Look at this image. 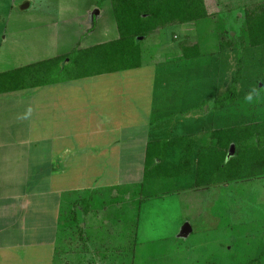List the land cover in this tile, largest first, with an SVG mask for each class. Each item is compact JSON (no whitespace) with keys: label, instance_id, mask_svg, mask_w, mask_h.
<instances>
[{"label":"crops","instance_id":"obj_1","mask_svg":"<svg viewBox=\"0 0 264 264\" xmlns=\"http://www.w3.org/2000/svg\"><path fill=\"white\" fill-rule=\"evenodd\" d=\"M151 49L152 58L137 68L0 93V264H56L59 198L63 193L95 190L100 194L105 187L136 181L137 226L140 207L149 199L150 203L170 192L178 196L189 194L187 198L191 194L202 196L211 187L245 182L233 179L192 186L194 178L191 176H196L193 157L211 146L210 140L203 141L205 133L249 122L233 103L223 109L213 108L215 96L223 92L228 83L222 86L209 76V83L205 85L202 75L182 81L165 70L173 60V53L176 58H184L186 64L194 57L185 58L178 47L174 52H165L163 60L156 47ZM197 57L200 56L195 59ZM34 60L28 61L36 62ZM177 60L173 61L178 63ZM174 80L187 87L190 84V91L178 98L180 101L175 108L168 103V99L176 97L172 87ZM195 93L192 104L189 102L192 96L187 95ZM4 102L5 107L1 104ZM180 136L192 137L189 149L194 152L182 156L181 167L173 173L169 167L177 161L168 141ZM156 158L160 163L159 159L154 162ZM148 159L164 167L148 177L151 184L157 181L164 185L160 188L168 190L153 192L147 187L149 197L146 198L141 197L137 189L143 186ZM228 159L225 156V161ZM167 176L183 179L174 183ZM189 179L191 185L187 184ZM130 198L120 197L112 204L116 207ZM206 198L203 197L204 202ZM100 207L95 214L85 215L89 221L99 218L100 211L107 209ZM184 225L181 234L187 236L193 228L189 220ZM113 231L116 233V229ZM84 239L91 249L73 262L75 264H100L103 259L95 255L93 248L117 246L119 240L110 244L108 236L101 235L100 242L95 244L89 237ZM125 244L123 241L120 246ZM76 254L69 251L68 261ZM117 261L116 257L114 263ZM127 261V264L134 263L130 257Z\"/></svg>","mask_w":264,"mask_h":264},{"label":"rangeland","instance_id":"obj_2","mask_svg":"<svg viewBox=\"0 0 264 264\" xmlns=\"http://www.w3.org/2000/svg\"><path fill=\"white\" fill-rule=\"evenodd\" d=\"M25 1L30 2L29 6L20 9ZM261 1L263 0H208L207 4H216V14L222 12L224 19L229 21L235 8ZM216 14L211 17L213 24L211 22L205 25L201 22L198 26H195L196 23L167 26L146 42L150 48L156 47L162 57L165 52H174L183 40L197 43L195 48L184 49L181 54L194 51L200 57H194L188 60L191 63L186 64L183 63L184 58H176L173 53L171 58L175 61L179 59L178 63L172 60L168 63L170 66H165L166 69L163 67L166 72H172L170 76L179 77L182 81L183 78L202 75L205 77V85L209 83V76L217 79L216 83L221 82L222 86L230 84L240 60L242 73L233 106L246 117L247 122L264 121V45L218 53L217 34L212 26L221 16ZM229 22L235 27L233 20ZM92 28L93 32H90ZM117 33L109 0H0V72L23 66L30 63L28 60L31 59L38 61L37 59H47L55 55L65 56L66 59L73 50L109 41ZM149 58L152 55L146 60ZM184 84L175 80L172 82L176 97L172 96L168 103L174 108L180 101L178 98L190 91V84L188 87ZM167 91L171 92L170 89ZM187 96H192L189 102L194 104L196 93ZM1 104L4 107L6 105L5 102ZM233 110L236 112L235 108ZM233 146L234 152L231 156L236 149L235 144ZM167 177L174 183L183 179L181 176ZM244 181L211 187L202 196L191 194L187 198L189 194L178 196L170 192L161 195L160 199L154 198L157 200L150 203V199H147L146 204L140 207L135 234L130 233L115 216L123 218L132 227L136 225V181L124 182L112 188L105 187L98 194L101 199L104 198L107 202L108 199L118 201L120 197H132L125 199L128 206L121 201L116 204L114 213L110 214L112 204L108 202L109 209L100 211L99 218H91L89 221L82 214L83 222L80 225L92 229V232L88 231L89 238L95 244L100 242L101 235H107L110 244L119 238L126 241V244L133 245L128 256L133 264H246L254 258H259L255 264H264V178L257 180L255 177ZM142 182L143 186L137 189L142 197H149L147 187L149 190L151 187L153 192L168 190L160 188L164 185L157 181L151 184L150 178H144ZM191 183L189 179L187 184ZM37 187L36 185L35 188ZM82 192L59 198V207L63 212L59 219L71 215L69 199L72 202L79 197V204L84 206L87 203L83 200L86 193ZM204 196L207 197L205 202ZM85 198L88 204L91 203L92 194ZM206 202L212 203V206ZM78 208L81 210L80 206ZM100 220L106 222L107 229L103 228ZM186 220H189L193 228V232L187 236L181 234ZM111 227H115L116 233L113 230L111 232ZM78 243H70L72 248H68L71 253L76 254L75 245ZM79 248L81 249L80 245L71 262L69 259H62L63 262L59 261L58 264H75L73 262L79 261L83 254Z\"/></svg>","mask_w":264,"mask_h":264},{"label":"trees","instance_id":"obj_3","mask_svg":"<svg viewBox=\"0 0 264 264\" xmlns=\"http://www.w3.org/2000/svg\"><path fill=\"white\" fill-rule=\"evenodd\" d=\"M109 1L118 30L117 37L103 43L81 49L77 48L66 59L65 56L55 55L0 72V93L140 67L146 58L152 55V49L148 44H145L146 40L153 39L160 29L184 23H196L195 26H198L202 22L206 25V23L214 22L211 17L217 13L214 10L216 4L209 6L207 4L208 0ZM221 13L216 14V16L221 17L212 26L217 34L218 50L216 47V51L218 53L264 45V0L242 8H235L230 16V20H233V23L236 24L235 27L230 24V20H225ZM226 28L233 30L226 31ZM196 45L197 43L183 40L179 47L184 52V49H192ZM197 50L198 48L195 51L197 52ZM183 56L192 58L199 56V54L194 51H187ZM241 73V61L239 60L230 84L214 98L213 108L215 110L228 107L235 101ZM191 138V136H180L168 141L169 146H172L170 152L176 155L177 161L169 167L173 173L175 171L177 173V167H181L182 156L185 157L187 156L186 153L190 155L191 152H194V150L189 149V146L192 145ZM206 140H210L211 146L207 147L202 154L198 153L197 156L193 157L196 176H191L194 178L192 186L201 187L213 183L228 182L233 179L244 181L249 178L264 177V121L241 123L229 128L215 129L205 133L203 141ZM230 144H235V153L225 161ZM158 159L156 158L154 162ZM160 161L159 159V163ZM154 162L150 163V159H148L145 163V178L150 177L158 169L164 170L162 165L158 167V164ZM82 193H86L83 200L87 203L84 206L79 204L78 201L81 199L79 197L72 202L69 199L71 215L59 219L60 226L57 232L54 259L56 264L62 259L68 260L67 253L69 248H72L70 247L72 241L79 242L75 245L76 253L78 245L81 246L79 250L82 253L90 250L86 247L84 238L89 237V232H92V229L80 227V223L83 222L82 214L86 215L88 212L95 214L98 209L100 210V206H106V210H108L107 203L111 202L112 204V202H115L110 201V199L107 202L104 198H102L103 200L99 199L98 192L95 190H86ZM63 194L68 197L71 192ZM90 194H92V201L88 204L85 197ZM99 200L103 202H99ZM78 206L81 207V210ZM137 206L136 203V217ZM110 208H112V211L109 210L111 211L110 214H113V211H115L114 205L112 204ZM60 213H63L62 210H60ZM117 218L130 233L135 234L136 225L132 227L123 218ZM101 223L103 228L107 229V225L103 221ZM114 229L115 227H111V232ZM61 232L63 234H60ZM87 232L88 235L84 236ZM123 241L122 239L117 240V246H114L112 242L113 245L111 246L93 248L96 252L95 255L103 259L99 263L105 264L108 262L110 264L117 257L116 264H126L124 262L127 261L133 245L120 246ZM106 253L107 256H105ZM63 254H66V256ZM59 258L60 260L57 261ZM258 261L259 258H254L246 264H255Z\"/></svg>","mask_w":264,"mask_h":264},{"label":"water","instance_id":"obj_4","mask_svg":"<svg viewBox=\"0 0 264 264\" xmlns=\"http://www.w3.org/2000/svg\"><path fill=\"white\" fill-rule=\"evenodd\" d=\"M28 6H29V2L25 1L23 4L20 5V9L27 8ZM96 12H97V11H95V13H96ZM91 15H92V14H91ZM233 152H234V146H233V144H231V145L229 146V149H228V152H227V155H226L227 159H228L229 156L232 155ZM184 227H185V225H184ZM183 230H185V228H182V231H183Z\"/></svg>","mask_w":264,"mask_h":264}]
</instances>
